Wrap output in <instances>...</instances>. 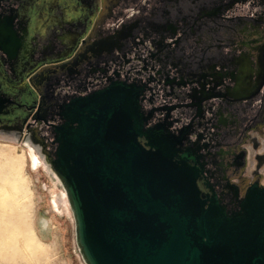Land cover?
Here are the masks:
<instances>
[{"label": "water", "instance_id": "water-1", "mask_svg": "<svg viewBox=\"0 0 264 264\" xmlns=\"http://www.w3.org/2000/svg\"><path fill=\"white\" fill-rule=\"evenodd\" d=\"M167 1L153 20L126 25L111 52L141 29L182 78L203 66L220 28H233L218 22L233 0ZM147 95L144 82L113 80L58 105L53 149L42 156L63 191L82 264H264V186L241 196L202 188L198 147L187 130L154 123ZM7 104L0 96V115ZM15 129L2 125L0 135L27 141L7 133Z\"/></svg>", "mask_w": 264, "mask_h": 264}, {"label": "flooded vegetation", "instance_id": "flooded-vegetation-1", "mask_svg": "<svg viewBox=\"0 0 264 264\" xmlns=\"http://www.w3.org/2000/svg\"><path fill=\"white\" fill-rule=\"evenodd\" d=\"M166 3L0 0V96L8 100L0 127L15 126L7 133L47 155L64 100L113 80L144 82L154 123L168 122L175 134L187 130L198 147L202 188L241 196L253 184L264 186V0H233L218 20L233 28H220L203 66L182 78L158 60L149 42L155 38L146 40L141 29L111 52L110 41L126 25H144Z\"/></svg>", "mask_w": 264, "mask_h": 264}, {"label": "rangeland", "instance_id": "rangeland-1", "mask_svg": "<svg viewBox=\"0 0 264 264\" xmlns=\"http://www.w3.org/2000/svg\"><path fill=\"white\" fill-rule=\"evenodd\" d=\"M0 264H82L62 189L29 141L0 135Z\"/></svg>", "mask_w": 264, "mask_h": 264}]
</instances>
